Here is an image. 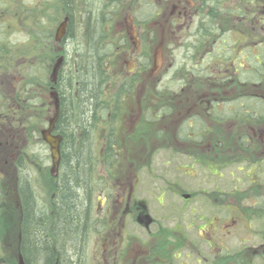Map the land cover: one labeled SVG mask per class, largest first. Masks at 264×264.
<instances>
[{
	"label": "flooded vegetation",
	"instance_id": "obj_1",
	"mask_svg": "<svg viewBox=\"0 0 264 264\" xmlns=\"http://www.w3.org/2000/svg\"><path fill=\"white\" fill-rule=\"evenodd\" d=\"M184 2L186 5L179 8L177 15L183 22L170 23L175 26V40L172 39L173 29L168 28L166 32L164 25L155 24L161 32L159 45L176 42V38L182 43L172 74L164 77V82L175 85L173 89H162L159 115L147 121V112L139 108L143 115L140 126H147L155 134L143 132L140 135L143 141H139L140 138L127 141V150L124 149L127 153L123 156L118 152L120 141L109 143L105 134L99 143L96 162L101 176L96 177L94 194L97 236L103 237V225L107 222L122 228L127 220L137 224L144 218L146 230L148 224H154L155 220L147 216L149 204L137 200L134 186L139 171L151 165L146 159H151L157 150L154 147L160 142L161 151L167 152L166 171L169 168L179 177L191 178L194 190H188V182L184 185L178 180L168 183L166 190L158 194L170 190L179 195L182 211L191 203L195 206L190 208V214L195 216L191 225L207 246L206 255L210 260L204 258L205 261L226 264L225 261L232 257L251 260L264 252V229L255 228L264 225V0ZM160 9V6L156 8V15ZM203 16L207 17L206 21H200ZM132 18L130 12L124 19L125 24L121 23L120 32L124 34L122 44H127L130 50L125 58L140 66L147 58L149 36L145 33L139 36L137 30V37L133 36ZM132 20L135 27L145 31V25L138 26ZM235 21L240 24L236 25ZM180 33L187 34L181 38ZM118 49H113L110 57L120 53ZM148 59L150 61V57ZM124 77V80H131V74ZM128 86L131 94V84ZM101 103L99 113L106 116L101 115L104 121L99 122L98 127L101 125L102 130H106V126L112 124L114 128L121 112L119 99L113 96L106 107L103 100ZM138 113L139 110L135 116ZM156 126H160V132L156 131ZM112 131V135L109 132L107 135L116 139ZM52 134L59 136L54 131ZM128 136L131 138L130 133ZM141 144L144 153L137 150ZM33 156L34 153L28 154L27 150L16 155L13 161L15 183L5 188L6 193L10 191L15 197L18 209L22 203L19 186L24 183L22 172L15 165L18 158H23L29 166L25 178L32 188L30 192L39 196L35 185L40 177V157L34 160ZM174 160L177 165L173 166ZM46 176L52 186L55 173L48 172ZM157 205L161 210L171 209L163 207L164 203L157 202ZM196 210L201 211L200 214ZM249 235L256 245L246 246L251 239L243 236ZM147 239H151V243H146L147 247L132 256L130 262L174 264L182 249L177 242L186 237L180 225L175 224L173 231L157 222L155 231L149 232ZM232 239L240 244V250L233 254L228 249ZM169 240L173 243L166 245L164 242Z\"/></svg>",
	"mask_w": 264,
	"mask_h": 264
},
{
	"label": "rangeland",
	"instance_id": "obj_2",
	"mask_svg": "<svg viewBox=\"0 0 264 264\" xmlns=\"http://www.w3.org/2000/svg\"><path fill=\"white\" fill-rule=\"evenodd\" d=\"M150 1H146L150 3H146L150 7L144 11V14L142 13V16H137L138 18H146L148 15L151 16L153 14L152 9H156L158 6L161 9L159 14L151 19L150 24L144 26L145 30L147 28L146 31L142 30V28L135 27L132 20L134 19L136 21V16L134 18L132 10L137 8L135 5L138 3V0H131V3L130 0H125L121 3L120 10L111 15L106 12V8L110 3L108 0H88L86 3V7H89V3L94 7L101 20H105L106 23L108 21L106 29L108 39L105 43L109 44L114 50L116 48H119V51L121 50L120 53L111 56L106 62L110 81L108 83V89L106 90V97H108V103L113 96L116 100L119 99L121 112L119 120L114 125L112 131L116 139L112 141H120L118 142V152L122 156L127 153V141H138L143 132L154 133L147 126L145 128L140 126L143 115L141 114L142 110L139 108L144 109L146 103L150 106L160 105L163 100V95L158 90L168 89L169 87V89H173L175 83L169 84L168 81L164 82L166 81L164 77L166 75L169 77L172 74L171 70L177 63L178 55L181 54L178 48L182 47V43L177 38L176 42L169 41V43L171 42L170 45L169 43L159 45L158 42L161 38V32H158L155 24L160 23L164 25L166 32L169 30L168 28L173 29L172 39L175 40V26L170 23L171 21L183 22V20L178 19L177 15L179 8L186 5V3L184 0H156L151 5ZM2 3L7 7L2 8ZM45 6L44 0H0V24L3 22L6 23L4 26L5 31L0 33V39H4V42L8 44V48H2L4 55L0 56V264H20L18 252L19 209L17 208L16 199L13 194L10 191H8V194L5 190V188L14 186L13 161L20 151L24 152L27 150L28 154L34 153V160H37L38 157L42 158V160L39 158L38 161L40 177L35 188L39 195L37 198L40 199L44 209H47L48 201L51 197L49 188L47 190L48 180L46 176L48 172L50 175L52 174L51 153L50 148L45 145L42 139V133L48 129L49 122L54 117L55 96L52 87L42 89L37 81L32 79V76L38 74V70L41 69V64L45 61V52L42 48V43L35 44L30 38L31 34L38 32L37 24L35 23L34 26L31 22L33 15L35 16L41 13L42 21L46 23L47 12H41V10L37 13L38 10L45 8ZM84 7L83 3H78L77 11L73 13L74 23H72V29L77 35H79L84 26ZM139 10H141L140 7ZM130 12L131 16H133L131 19V32H133V36L137 37V33L139 36L143 33L149 36V45L146 49L148 50L147 53L150 61L149 69L145 71H142L138 64L136 65L134 62H130L124 56L129 48H127V44L126 46L122 44V41L124 42L122 38L124 34L120 32L122 30L120 27L121 23L125 24L124 19H126ZM60 17L56 23L51 25L45 24L46 28L52 26V28H49L51 31L43 30L41 32H52L53 47H56L57 51L61 50L57 47L54 38L57 27L65 19L63 9H61ZM202 20L206 21L207 17L203 16V18H200V21ZM235 24L239 25L240 21H237ZM41 28L43 29L44 27L41 25ZM151 30H154L153 32H156L157 36V39L153 42L151 40V35L153 34V32H150ZM185 34L180 33L179 37L183 38ZM125 41H129L128 37H125ZM144 49L142 48V50ZM60 59L61 57L59 56L53 64V67ZM29 70L32 71L30 76L33 82L31 80L27 81L26 77L28 76ZM176 73L177 71L173 72V76ZM52 74L53 70H49L47 77L51 83H53ZM126 74H131V80H124V75ZM133 79L136 80L133 81ZM131 82L132 93L130 94L126 92V89H128V85ZM122 88H124L123 93H121ZM138 110L139 113L135 116ZM129 112H131V116H129ZM156 115L157 111L153 112L149 110L145 114V117L147 121H150ZM101 127V125L98 127L95 139L93 138L96 156H98L99 152V143L103 141L105 134L107 136L109 132L107 128L106 130H102ZM155 129L157 132H160V126H156ZM129 133L131 134V138L128 136ZM139 141H143L142 136ZM125 148L126 150L124 151ZM154 148L157 149L154 155L151 159L148 157L146 159L148 161L147 163L151 165L146 170L139 171V175L136 177L138 180H136L134 186V193L136 194L137 200L145 201L149 204L147 216L155 220L154 224H148L146 230V227H144V218L137 224L135 222L131 224L127 220L125 226L122 228H117L115 225H112L113 223L110 224V222L105 223L103 225V237L100 235L97 236V232H93L87 240L84 247L86 253L83 255V264H134L130 262L132 256L147 247L146 243H151V239H147V237L149 232L155 231L157 222H160L166 230L172 229L173 231L175 224L180 225L186 237L183 241L177 242V245H182V249L179 252L180 256L178 260H175L174 264H208L204 259L208 258L210 260V256L206 255L207 246L199 239L195 226L191 225L195 216L190 214V208L195 206L191 203L189 207H184L182 211V198L179 195L172 194L170 190H167L164 194H158L159 191L166 190L168 183L178 180L182 181L184 185L188 182V190H194L192 186L193 181H190L191 178L189 177H185L186 179L179 177L176 172L169 168L167 172L164 166L167 159V152L161 151L162 147L160 142ZM137 150L139 153H144L143 145L141 144ZM173 162V166L177 165L175 160ZM95 174L98 177L101 176V171L100 169L98 171L97 164ZM108 175L107 173V177ZM156 200L158 203H164L165 205L163 207H169L171 209L161 210ZM195 212L200 214L201 211L196 210ZM255 228L259 230L264 229V225H256ZM243 237L251 239V241L246 243V246L257 244L252 241L254 239L250 235ZM172 243L170 240V244ZM228 249L232 254L238 252L240 250V244L237 240L232 239L228 242ZM262 253L254 259H248L250 264H264V252Z\"/></svg>",
	"mask_w": 264,
	"mask_h": 264
},
{
	"label": "trees",
	"instance_id": "obj_3",
	"mask_svg": "<svg viewBox=\"0 0 264 264\" xmlns=\"http://www.w3.org/2000/svg\"><path fill=\"white\" fill-rule=\"evenodd\" d=\"M44 1L45 8H39L37 13L41 10V12H47L46 23H43L41 13L31 17L33 25L37 24L38 32L31 34L30 38L35 44L42 43L45 52V61L41 64L38 74L32 76V79L37 81L42 89L52 87L57 99L58 117L53 131L61 138L60 160L52 186L47 181V190L49 188V194H51L47 209L43 208L38 196L29 190L32 188L25 178L29 167L27 162L20 157L15 163L16 169L22 172L24 180V183L19 186L22 191V199H20L22 203L19 209L18 252L23 264H81V262L83 264V255L86 253L85 244L90 235L98 230L93 201L97 177L95 174L97 158L93 138L95 139L99 122L104 121L101 115L103 118L106 116L99 113L101 102L103 100L105 107L111 102L110 99L108 103L109 100L106 97L107 85L110 83L106 62L113 53V49L105 43L108 39V32H106L108 21L106 23L105 20H101L90 3L89 7H86L88 0ZM108 1L110 3L106 12L110 15L117 13L123 2V0ZM78 3H83L85 6L84 26L79 35L72 29L73 13L77 11ZM146 3L148 2L138 0L135 5L137 8L132 10L138 26L150 24L151 19L156 16V9L153 8L151 16L137 17L142 16V13L144 14V11L150 7V3ZM3 4L2 8L8 6L7 2V6ZM61 9L64 10L68 25L64 38L56 44L61 51H57L56 47H53L52 32H41L51 31L49 28L52 26L46 28L45 24L51 25L58 22L61 18ZM5 24V22L0 24V33L5 31ZM155 28L160 33L159 28ZM151 38L152 41L157 39L156 32H153ZM3 47L8 48V44L4 42V39H0L1 55H4ZM59 56L62 62L51 83L47 77L48 71L53 69V64ZM146 57L140 65L142 71L149 69L148 53ZM31 72L29 70L26 78L27 81L33 82ZM129 89H126L127 93ZM121 90L123 93L124 88ZM158 91L162 93V89ZM148 107L150 105L146 103L144 111H157L159 115L161 103L152 105V109ZM106 127L111 134L113 125ZM110 134L107 135L109 143L113 140ZM23 166L25 168H21ZM19 176L21 180L20 173ZM164 243L170 244V240ZM225 262L226 264H250L248 259L241 257H232Z\"/></svg>",
	"mask_w": 264,
	"mask_h": 264
},
{
	"label": "water",
	"instance_id": "obj_4",
	"mask_svg": "<svg viewBox=\"0 0 264 264\" xmlns=\"http://www.w3.org/2000/svg\"><path fill=\"white\" fill-rule=\"evenodd\" d=\"M67 25H68L67 24V18H65L64 21H62L59 24V26L57 27L56 32H55V38H54L56 43H59L64 38V36L66 34V30H67ZM61 62H62V59L58 60L56 65L53 67L52 81H54V79H55L57 69L60 66ZM57 117H58V106H57V99L55 98V114H54V117L49 122L48 129L42 133L43 141L50 148V153H51V158H52L51 159V164H52L51 172L52 173H55L57 171L59 160H60L59 145H60L61 139L59 136L52 134L55 122L57 120ZM20 264H23L21 259H20Z\"/></svg>",
	"mask_w": 264,
	"mask_h": 264
}]
</instances>
